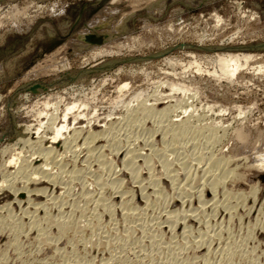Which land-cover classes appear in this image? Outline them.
<instances>
[{
  "label": "rangeland",
  "instance_id": "obj_1",
  "mask_svg": "<svg viewBox=\"0 0 264 264\" xmlns=\"http://www.w3.org/2000/svg\"><path fill=\"white\" fill-rule=\"evenodd\" d=\"M228 59H238L241 69L231 78L222 72ZM141 104L157 110L172 105V120L199 115L207 124L222 125L215 142L187 135L177 145L184 148L181 154H194L186 160L191 172L197 173V155L213 154L228 159L235 174L219 185L214 203L204 193L202 210L196 194L190 198L188 214L196 217L181 221L180 230L167 229L161 216L181 208L168 197L182 183L174 184L153 154H166L177 170L173 147L162 145L160 132L152 137L130 127ZM66 108L75 111L64 120ZM154 122L148 119L143 127L155 131ZM60 126L65 129L53 142V130ZM238 132L246 138H238ZM33 140L55 149L47 166L55 181L26 185L21 168H35L44 157ZM134 147L135 154L151 157L147 168L137 159L145 195L154 196L147 183L151 173L165 201L145 211L136 192L131 217L121 209L113 215L91 212L96 199L86 197L91 191H102L107 204L119 207L118 195L99 189L97 181L116 174L125 181L123 193L135 186L117 156ZM90 148L94 155L85 166ZM263 162L264 0H0V216L8 222L0 225V264H264V171L255 167ZM72 168L82 177L69 176ZM255 187L260 191L253 194ZM34 207L41 211L34 213ZM49 218L70 221L77 232L59 235L53 225L40 237L28 229L33 222L44 226ZM211 235L215 238L204 246L184 250L194 239ZM233 249L237 253L229 257Z\"/></svg>",
  "mask_w": 264,
  "mask_h": 264
},
{
  "label": "bare ground",
  "instance_id": "obj_2",
  "mask_svg": "<svg viewBox=\"0 0 264 264\" xmlns=\"http://www.w3.org/2000/svg\"><path fill=\"white\" fill-rule=\"evenodd\" d=\"M240 57V56H239ZM228 58V57H227ZM247 58H249L248 56H247ZM233 59H235V58H233ZM230 62H224L223 63V75L224 76H226V77H229V78H231L233 75H236L235 73H237L236 71H237V69L238 70H241L240 68H239V63H238V59L237 60H231V59H228ZM249 60V59H248ZM245 61V60H244ZM244 61H242V62H244ZM250 61V60H249ZM248 62V61H247ZM245 64H247L246 62H244ZM219 64V63H218ZM244 64V65H245ZM175 65V64H174ZM180 65V64H179ZM195 66V65H194ZM189 67V66H188ZM190 68V67H189ZM199 68V67H198ZM197 68V69H198ZM246 68V67H245ZM196 69V70H197ZM200 69V68H199ZM183 72V71H182ZM219 72H221V71H219ZM199 73V72H198ZM222 74V73H221ZM223 75H220V76H223ZM187 76V75H186ZM234 78V77H233ZM243 79V78H242ZM223 80V79H222ZM238 81H240V80H238ZM239 83V82H238ZM243 83V82H242ZM125 85V84H124ZM123 85V86H124ZM241 85V84H240ZM123 86L121 87V88H123ZM126 86H127V84H126ZM126 86H124V87H126ZM172 89V88H171ZM179 89H181V88H179ZM178 89V90H179ZM123 90H125V89H123ZM185 90V89H184ZM180 91V90H179ZM181 91H182V89H181ZM141 94V93H140ZM139 94V95H140ZM156 94V93H155ZM193 95V94H192ZM142 96V95H141ZM188 96V95H187ZM191 97V96H190ZM195 97V96H194ZM193 97V98H194ZM137 98H139V97H137ZM191 100H193L192 98H191ZM136 101V100H135ZM134 101V102H135ZM141 102V101H140ZM185 102V101H184ZM188 103V102H187ZM72 107H73V105H72ZM189 107V106H188ZM193 107V106H192ZM46 108H47V106H46ZM71 108V107H70ZM70 108H66V109H68V110H66L65 111V115L66 114H68L69 115V113L71 114L73 111H75L74 109H75V106L73 107L74 109H70ZM84 108V107H83ZM73 110V111H72ZM191 110V109H190ZM198 110V109H197ZM67 111H71V112H67ZM173 110H172V105H168V106H166L164 109H161V110H157V109H155V107H154V104H152V105H150V106H146V105H144V104H141L136 110H135V114H133L134 115V117L132 118V120H130V122H129V124H131L130 125V127L132 126V127H135V132L137 133L138 132V134H139V131H141V134L142 133H145V132H147V134H150L152 137H153V135L154 134H156V133H158V132H160V133H162V145L163 146H165V147H169V146H171V147H173V148H170L171 150H170V152H172V153H174L175 154V156H174V158H173V160H177V162L175 163V165H178V169L177 170H173L174 169V163H171V162H169V160L167 159V157H165V155L166 154H162V155H158V153H156V152H153V154L155 155V156H157L158 157V159H159V163H160V165L166 170V175H168L169 177V179H171V181H173L174 182V184L176 183V182H179L180 184L182 183V185H181V187H178V185H177V188H173L174 190V192H172V196L169 198L168 197V203H174V202H176L177 200L179 201V205L181 206V208L175 213V214H171V212H169V213H165L166 215H164V216H161V219H163L164 221V223L168 226L167 227V229L168 228H170V230L171 229H173L174 231L175 230H180L179 228L181 227V221H184V220H186L187 221V219H193V218H195L196 217V215H193V214H188V212H190V210H189V208H191V205H192V202H193V199H190L191 197H193V195L194 194H196V200H197V203L198 204H200L199 206V208H200V210H202V207L204 206V202H203V199H204V197H203V195H204V193L205 192H208L209 194H210V196L212 197V201H213V203H214V200L216 201V190H217V188L219 187V185L221 184V183H223V182H225V180H227L228 178H231L232 176H235V174H234V170H231V169H229V165H230V162L228 161V159H226L225 157H214V155L213 154H210L209 156H198L197 155V159L195 160V159H193V161L195 160V162H197V168H195V169H197V173H195L196 171H194V172H191V171H193V170H191L192 169V166L190 165V167L188 168L187 166V164L186 163H188V162H186V160L189 158V156H193L194 157V154L192 153V154H185V155H183V154H181V152H182V150L184 151V148L183 147H179V146H177V145H179V144H181V141L184 139V137L185 136H187V135H190V137L191 138H195L196 136H197V139L199 138V136H201L202 138L204 137L207 141L206 142H208L209 144L210 143H212V142H215V141H217L218 139H219V131L221 130V126L219 125H215V124H212V123H205L202 119H201V116H199V115H195L196 117H185V119H183V120H172L171 119V117H170V113L172 112ZM176 111V110H175ZM193 111H194V109H193ZM224 111V110H223ZM131 112V111H130ZM187 112V111H186ZM189 112V111H188ZM190 112H192V111H190ZM209 112V111H208ZM213 112V111H212ZM184 113V112H183ZM240 113V112H239ZM187 114V113H186ZM210 114V113H209ZM40 115V114H39ZM68 115H66V116H63V117H65V118H63L64 120L66 119V117L68 116ZM202 115V114H201ZM207 115V114H206ZM190 116V115H189ZM243 116V115H242ZM69 117V116H68ZM215 117V116H214ZM54 118H56V117H54ZM82 118V117H81ZM241 118V117H240ZM50 119H52V118H50ZM57 119V118H56ZM125 119V118H124ZM148 119H150V120H153V121H155L154 122V124H156L157 123V129H154L155 131H153V130H146L144 127H145V123H146V120H148ZM180 119V118H179ZM207 119H209L208 117H207ZM203 121V122H202ZM209 122V121H208ZM51 123V122H50ZM64 123H65V121H64ZM119 123V122H118ZM205 123V124H204ZM214 123V122H213ZM217 124H218V122H217ZM42 125V124H41ZM65 125V124H64ZM144 126V127H143ZM156 126V125H155ZM54 127H55V125H54ZM54 127H52V129H54ZM225 127V126H224ZM227 128H228V126H227ZM63 129H65V126H60L59 128H56L55 130H53L54 131V137H52L51 139H52V141L53 142H55L57 139H59L60 137H61V132H62V130ZM105 129V128H104ZM112 129V128H111ZM229 129V128H228ZM132 130H133V128H132ZM146 130V131H145ZM223 131V134L222 135H224V133L226 132H224V129H222ZM239 130V129H238ZM28 131V130H27ZM26 131V132H27ZM39 131V130H38ZM38 131L36 132V134L38 133ZM64 131V130H63ZM76 131V130H75ZM74 131V132H75ZM105 131V130H104ZM142 131H144V132H142ZM25 132V133H26ZM68 132V131H67ZM79 132V131H78ZM91 132V131H90ZM115 132V131H114ZM29 134H30V132H28ZM76 133V132H75ZM97 133V132H96ZM112 133V132H111ZM35 134V135H36ZM77 134V133H76ZM90 134H93V133H90ZM104 134V133H103ZM147 134H143V136L144 135H147ZM25 135V134H24ZM101 135V134H100ZM136 135V134H135ZM225 135H227V133L225 134ZM71 136V135H70ZM80 136V135H79ZM88 136H89V134H88ZM137 136V135H136ZM140 136H142V135H140ZM155 136V135H154ZM193 136H195V137H193ZM238 138H246V137H244L245 135H243L242 133H240V132H238V134L236 135ZM91 137L92 138H97V136H93V135H91ZM102 137V136H101ZM131 137V136H130ZM139 137V136H138ZM152 137H150V138H152ZM189 137V138H190ZM200 137V138H201ZM29 138V137H28ZM70 139L72 138V136L71 137H69ZM68 138V139H69ZM75 138H76V136H75ZM86 138H88L87 136H86ZM237 138V139H238ZM259 138V137H258ZM98 139H100V138H98ZM124 139V138H123ZM147 139V138H146ZM29 140V139H28ZM40 140V139H39ZM41 140H43V139H41ZM74 140V139H73ZM72 140V141H73ZM93 140V139H92ZM97 140V139H96ZM148 140V139H147ZM190 140V139H189ZM189 140H187V141H189ZM258 140V139H257ZM30 141V140H29ZM67 141V140H66ZM70 140H68L67 142H69ZM91 141V140H90ZM153 141V140H152ZM246 141V140H245ZM28 142V141H27ZM41 143H43L42 141H40ZM38 143V141L35 143V141L33 140V143L35 144V148L37 149V151L39 152V155H40V153H44V157H42L43 156V154H42V156L40 155V159H42L43 158V160H42V162H40L41 163V165H39V166H36L35 168H31V166H32V164H30V167H29V164L27 165V166H25L24 164H22L23 166H25V167H23V168H21V174H22V177L23 178H25L26 179V185H31V184H35V181H37V180H45V183L46 182H52V181H55L54 180V176H52V174L49 172V170L47 169V166L49 165V163L51 162L50 160H52V153L55 151V149H53V148H51V147H43V146H41V143ZM51 142V141H50ZM75 142H76V140H75ZM89 142V141H88ZM98 142V141H97ZM147 142V141H146ZM149 142H150V140H149ZM191 142V141H190ZM32 143V144H33ZM49 143V142H48ZM83 143H85V142H83ZM94 143V142H93ZM31 144V145H32ZM51 144V143H50ZM150 144V143H149ZM67 145V144H66ZM70 145V144H69ZM107 145V144H106ZM119 145V144H118ZM173 145V146H172ZM183 145V144H182ZM191 145V144H190ZM52 146V145H51ZM63 146H65V145H63ZM72 146V145H71ZM126 146V145H125ZM208 146V145H207ZM214 146V145H213ZM88 148L90 147V146H87ZM152 147H153V144H152ZM174 147H176L175 149H174ZM76 148V147H75ZM193 148V147H192ZM63 149H64V147H63ZM94 148H90V149H88V154L87 155H85L84 156V158H83V164H87V163H89V161H90V159L92 158L91 156H92V154H93V150ZM118 149V148H117ZM123 149V148H122ZM135 147L134 148H128V149H125L126 151L125 152H123V151H121V152H118L117 153V156L119 155V156H122V165H123V167H125V170H123V172L125 171L126 172V170H127V172H129V174H130V181L132 182V185H135L131 190H126V191H128V192H126V193H123V191H125V190H122L121 191V186L123 187V185L122 184H124V183H122V181L123 182H125L124 180H122L119 176H116V174L114 175V177L113 178H109V180L108 181H105V183H103L102 182V179L100 180V181H97V185L96 186H99V189H101V190H108V191H110L111 192V194L112 195H118L117 197H118V201H119V207L117 206V208L118 209H116V208H112V206H110V204L108 205L107 203H106V201H104V199H103V196H102V191L100 192H92L91 191V193L90 192H88L86 195V197H88L89 196V199L91 200V198H96L95 199V202L93 203V208H92V211L91 212H93V213H96L99 209H101V210H103V212H107L108 214H112V213H114V212H117L118 210L120 211V209H121V212H123L124 211V215L125 216H127V217H131L132 215H134L135 213H134V210H133V208H132V205L130 204L131 202H132V200L133 199H135V197H136V192H138V198L140 199V201L142 202V203H144V206H145V211L148 209L149 210V208H151V207H153V206H155V203L156 202H160V201H162L163 200V202L165 201V199H163L162 198V194H163V192H162V187H161V184L159 185V183H157V181H156V179H154L153 178V176H151V175H153V174H151V173H149V175L150 176H148L147 175V177H148V179H147V183L149 184V186H153V191H152V193L154 194V196H153V198L152 199H149V197H150V194H149V197H147L146 195H145V190H147V188L146 187H143L142 185H140L141 183H142V181H140V173H141V168H140V166H138L137 165V159H140L141 158V160H142V165H143V167H148L149 166V164L151 163V157H150V155H145V154H135ZM162 149V148H161ZM199 149V148H198ZM234 149V148H233ZM244 149V148H243ZM97 150H98V147H97ZM163 150V149H162ZM53 151V152H52ZM152 151H154L153 149H152ZM161 151V150H160ZM159 151V152H160ZM194 152V151H193ZM210 152V151H209ZM2 153V152H1ZM72 153V152H71ZM101 153V152H100ZM166 153V152H165ZM201 153H203V152H201ZM205 153V152H204ZM232 153V152H231ZM103 154V153H102ZM161 154V153H160ZM218 154H220V153H218ZM94 155V154H93ZM73 156V155H72ZM80 156V155H79ZM82 156V155H81ZM102 156V155H101ZM215 156H217V155H215ZM219 156H222V155H219ZM39 157V156H38ZM68 157V156H67ZM105 157V156H104ZM154 157V156H153ZM103 158V157H102ZM196 158V157H195ZM35 159V158H34ZM61 159H62V157H61ZM81 158H79V160H80ZM98 159V158H97ZM11 160V159H10ZM14 160V159H13ZM77 161H78V158L76 159ZM100 160H102L101 158H100ZM99 160V161H100ZM103 160H105V158H103ZM140 160V161H141ZM192 160V159H191ZM17 161V160H16ZM94 161V160H93ZM106 161H107V159H106ZM106 161H104V162H106ZM139 161V162H140ZM174 161V162H175ZM188 161V160H187ZM230 161H231V158H230ZM232 161H234V160H232ZM231 161V162H232ZM27 162V161H26ZM85 162V163H84ZM103 162V161H102ZM190 162V161H189ZM8 163H10V164H12V162H8ZM29 163V162H28ZM204 163V165L202 166V164ZM14 164V163H13ZM73 164V163H72ZM86 164H85V166H86ZM104 164V163H103ZM110 164V163H109ZM189 164V163H188ZM192 164V163H191ZM196 164V163H195ZM232 164V163H231ZM9 165V164H8ZM259 165V164H258ZM255 166V167H257V169H259L260 171H264V162L263 163H261L259 166ZM21 166V165H20ZM202 166V167H201ZM22 167V166H21ZM30 168V170H27V168ZM122 167V168H123ZM239 167V166H238ZM254 167V168H255ZM162 168V169H163ZM4 169V168H3ZM74 168H72V171L70 172V174H69V172H68V174H69V176L71 175L72 177H76V176H78V179H79V175L81 174L80 173V171H75V169L73 170ZM93 169V168H92ZM141 169V170H140ZM145 169V168H144ZM200 169H201V171H200ZM117 171V170H116ZM115 171V172H116ZM149 171V170H148ZM151 171H152V169H151ZM82 172V171H81ZM84 172V171H83ZM119 172H120V170H119ZM126 172V174L128 175V177H129V174ZM179 172H181V173H179ZM17 173V172H16ZM113 173V172H112ZM144 173V172H143ZM200 173H201V175H200ZM2 174H3V172H2ZM67 174V175H68ZM124 174V173H123ZM126 174L124 175V176H126ZM18 175V174H17ZM109 175H111V174H109ZM119 175H121V173L119 174ZM166 175L164 176V177H166ZM181 175H184L183 176V179H182V181L183 182H180L181 180H179V178L181 177ZM19 176V175H18ZM81 176V175H80ZM259 176V175H258ZM72 177H70V178H72ZM82 177V176H81ZM22 178V179H23ZM73 178V179H74ZM77 178V177H76ZM75 178V179H76ZM101 178H103V177H101ZM126 179H127V177H125ZM11 179V178H10ZM15 180V179H14ZM160 180V179H159ZM13 182V181H12ZM43 182V181H42ZM74 182V181H73ZM130 182V183H131ZM161 183V182H160ZM260 183V182H259ZM43 184V183H42ZM172 184V183H171ZM257 184V183H256ZM255 184V185H256ZM36 185V184H35ZM50 185V184H49ZM223 185V184H222ZM148 187V186H147ZM173 187H176V186H173ZM58 188V187H57ZM151 188V187H150ZM197 188V190L196 191H193V190H195ZM264 188V187H263ZM258 189L259 188H254V190H253V194H255L257 191H258ZM25 190H27V187L25 188ZM59 190H61V189H59ZM18 191V190H17ZM47 191V190H46ZM260 191V190H259ZM258 191V192H259ZM264 191V190H263ZM29 193H30V190L28 191ZM218 192V191H217ZM224 192H227V191H224ZM16 193V192H15ZM45 193V192H44ZM44 193L43 192H41V196L42 195H44ZM53 193V192H52ZM225 194V193H224ZM16 195V194H15ZM35 195H37V194H35ZM48 195V194H47ZM230 195H231V193H230ZM49 196V195H48ZM249 196V195H248ZM16 197V196H15ZM32 197V196H31ZM116 197V196H115ZM210 197V198H211ZM49 199V198H48ZM111 199V198H110ZM38 200V199H37ZM94 200V199H93ZM113 200V199H112ZM136 200V199H135ZM205 200V199H204ZM87 201H89V200H87ZM207 201V200H206ZM117 202V201H116ZM138 202V201H137ZM209 202H210V200H209ZM92 203V202H91ZM207 203V202H206ZM21 205H22V203H20ZM158 204V203H157ZM156 204V205H157ZM216 204V203H215ZM29 205V204H28ZM46 205V204H45ZM166 205V204H165ZM168 205H171V204H168ZM219 205V204H218ZM90 206V204L88 205V207ZM189 208H188V207ZM30 207V206H29ZM32 207V206H31ZM42 207V206H41ZM87 207V208H88ZM115 207H116V205H115ZM141 207H143V204L141 205ZM140 207V208H141ZM208 207V206H207ZM217 207V206H216ZM228 207V206H227ZM231 207V206H230ZM229 207V208H230ZM21 208V207H20ZM203 208H205V207H203ZM232 208V207H231ZM23 209H25V208H23ZM31 209V208H30ZM135 209V208H134ZM227 209V208H226ZM21 210V209H20ZM34 213H36V212H39V211H41V208L40 207H34V208H32L31 209ZM152 210V209H151ZM234 210V209H233ZM24 211V210H23ZM22 211V212H23ZM136 211V213H137V209L135 210ZM144 210L142 211V212H145ZM206 211V210H205ZM229 211H230V209H229ZM173 212V211H172ZM27 213V212H26ZM45 213H47V212H45ZM92 213V214H93ZM200 213H201V211H200ZM212 213V212H211ZM229 213V212H228ZM37 214V213H36ZM101 214V213H100ZM99 214V215H100ZM106 214V213H105ZM108 214H107V216H108ZM115 214V213H114ZM197 214V213H196ZM6 215V214H5ZM10 215V214H9ZM35 215V214H34ZM95 215V214H94ZM113 215V214H112ZM122 216H123V214H121ZM202 215V214H201ZM26 216V215H25ZM105 216V215H104ZM138 216V215H137ZM160 216V215H159ZM198 216V215H197ZM215 216H216V214H215ZM95 217V216H94ZM208 217V216H207ZM110 218V217H109ZM134 218V217H133ZM214 218V217H213ZM229 218V217H228ZM6 217H3V216H0V225L2 226V225H6V223H8V222H6ZM27 219V218H26ZM67 221V220H66ZM158 221V220H157ZM186 221H184V222H186ZM207 221V220H206ZM11 222V221H10ZM188 222V221H187ZM201 222V221H200ZM221 222H222V220H221ZM134 223V222H133ZM22 224V223H21ZM21 224H16V228H15V232H16V234L15 235H13L14 236V241L12 242L11 241V244H16V236H17V234H18V232H20V227H21ZM30 224V223H29ZM158 224V223H157ZM156 224V225H157ZM162 224V223H161ZM184 224L185 223H183V226H184ZM46 225V226H45ZM44 226H43V224L41 225V224H39V223H31L30 225H29V227H28V229L30 230H35V231H38V233L40 234V237L43 235V234H45L46 235V233H45V231H46V229L47 228H50L51 226L53 227V225H55L56 226V228H57V233L59 234V235H62V234H65V233H74V232H77V227L76 228H74V224L72 223V222H70V221H67V222H57V220L55 221V219L54 218H49V219H47L46 220V224H45ZM143 225V224H142ZM160 225V224H159ZM81 226V225H80ZM190 226V225H189ZM85 227V226H84ZM150 227V226H149ZM156 227V226H155ZM161 227V226H160ZM164 227V226H163ZM4 228V227H3ZM159 228V227H158ZM188 227L186 226H184L183 228H182V231H181V233H185V229H187ZM254 228V227H253ZM1 229V228H0ZM22 229V228H21ZM138 229V228H137ZM146 229V228H145ZM147 229H148V227H147ZM149 230V229H148ZM151 230V229H150ZM213 230V229H212ZM13 231V230H12ZM139 231H140V229H139ZM141 231H142V233L145 231V230H143V229H141ZM152 231L153 232H150V233H152L153 235L152 236H154L155 237V234H154V229L152 228ZM168 231V230H167ZM173 231V232H174ZM187 231V230H186ZM189 231V230H188ZM219 231H221V230H219ZM30 232V231H29ZM44 232V233H43ZM147 232H149V231H147ZM157 232V231H156ZM201 232V231H200ZM207 232V231H206ZM1 233V232H0ZM118 233V232H117ZM141 233V232H140ZM210 233V232H209ZM11 234V233H10ZM145 234V233H144ZM160 234V233H159ZM172 234V233H171ZM176 234V233H175ZM28 235V234H27ZM141 235H143V234H141ZM146 235V234H145ZM208 235V234H207ZM37 236V235H36ZM39 236V235H38ZM44 236V235H43ZM42 236V237H43ZM48 236V235H47ZM144 236V235H143ZM142 236V237H143ZM172 236V235H171ZM175 236V235H174ZM142 237L140 238V243L141 242H143V240L145 239H148V237L146 238V236H144L143 238V240H142ZM153 237V238H154ZM207 237V236H206ZM216 237H217V234H216ZM152 237H150V239H153ZM156 238V237H155ZM208 238V237H207ZM215 237L213 236V235H211L208 239H201L200 238V240H198L197 242L195 241V239L193 240V242H192V244H190V245H188L187 243V245H186V247L184 248V250H189V249H192V247L194 246H197V247H199V246H204L207 242H211L213 239H214ZM218 238H219V235H218ZM239 238V237H238ZM12 239H13V237H12ZM37 239H39V240H37L39 243H41V244H43V245H46L47 247L48 246H50V242H48V237H47V239H45V238H37ZM183 239V238H182ZM251 239V238H250ZM1 240V239H0ZM197 240V239H196ZM10 241V240H9ZM36 241V240H35ZM163 242V241H162ZM185 242V241H184ZM149 243H151V242H149ZM154 243V242H153ZM236 243V242H235ZM10 244V245H11ZM85 245V244H84ZM104 245V244H103ZM132 245V244H131ZM208 245V244H207ZM225 246V245H224ZM87 247V246H86ZM170 247V246H169ZM196 247V248H197ZM206 247V246H205ZM218 247H219V245H218ZM125 248V247H124ZM195 248V249H196ZM200 248V247H199ZM235 248V247H234ZM207 250H208V252H209V249H208V247H207ZM224 250V249H223ZM199 251V250H198ZM237 250H231V251H229L230 252V256L229 257H231V256H233L235 253H237L236 252ZM242 253V252H241ZM247 254V253H246ZM253 254V253H252ZM102 255H104V254H102ZM186 256V255H185ZM228 256V255H227ZM256 256V255H255ZM183 257V256H182ZM179 258V257H178ZM100 259V258H99ZM185 261V260H184ZM219 261V260H218ZM227 261V260H226ZM177 262V261H176ZM185 262H188V261H185ZM182 264V263H181Z\"/></svg>",
  "mask_w": 264,
  "mask_h": 264
}]
</instances>
